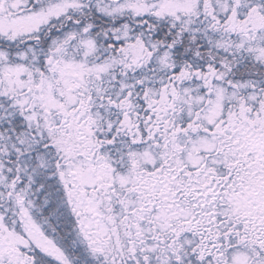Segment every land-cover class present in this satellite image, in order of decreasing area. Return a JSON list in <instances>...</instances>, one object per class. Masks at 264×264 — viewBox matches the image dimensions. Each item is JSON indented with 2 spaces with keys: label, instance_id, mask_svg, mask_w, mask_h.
<instances>
[{
  "label": "snow or ice",
  "instance_id": "1",
  "mask_svg": "<svg viewBox=\"0 0 264 264\" xmlns=\"http://www.w3.org/2000/svg\"><path fill=\"white\" fill-rule=\"evenodd\" d=\"M0 264H264V0H0Z\"/></svg>",
  "mask_w": 264,
  "mask_h": 264
}]
</instances>
